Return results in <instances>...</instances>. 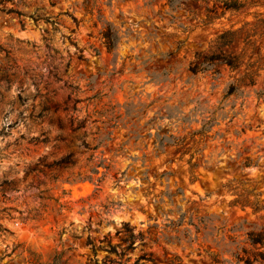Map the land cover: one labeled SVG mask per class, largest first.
Returning <instances> with one entry per match:
<instances>
[{"label": "clouds", "instance_id": "obj_1", "mask_svg": "<svg viewBox=\"0 0 264 264\" xmlns=\"http://www.w3.org/2000/svg\"><path fill=\"white\" fill-rule=\"evenodd\" d=\"M189 3L0 0V247L26 240L45 252L71 248L78 264L87 237L107 249L100 241L119 232L138 245L137 254L147 245L189 261L241 264L249 233L264 229V153L253 164L257 174L241 168L242 182L232 181L219 198L207 187L204 195L186 194L193 186L174 178H157L163 185L157 190L151 169L185 137L200 136L191 153L200 167L219 169L225 155L241 151L221 137L224 126L238 127L232 97L251 102L250 64L264 81V56L248 59L244 49L235 67L232 50L209 37H218L217 25L222 30L231 16L230 23L264 41V0H199L217 12L232 6L228 16L209 18L186 10ZM10 9L17 14L9 17ZM65 13L80 17L79 26ZM81 55L94 71L79 70ZM230 62L234 71L225 67ZM209 140L223 150L206 155ZM198 175L192 173L193 182ZM251 188L256 194L247 197ZM227 196L237 201L231 209ZM237 207L255 214L237 216ZM126 248L96 259L135 264Z\"/></svg>", "mask_w": 264, "mask_h": 264}, {"label": "rangeland", "instance_id": "obj_2", "mask_svg": "<svg viewBox=\"0 0 264 264\" xmlns=\"http://www.w3.org/2000/svg\"><path fill=\"white\" fill-rule=\"evenodd\" d=\"M129 3H134V0H128ZM52 7H55V4H52ZM185 9L190 12L204 13V9L201 4L197 0H190L189 4H186ZM159 12L160 9H157ZM16 13V9H10L7 13L9 17L13 16ZM205 14V13H204ZM65 15H69V13H65ZM228 16V13L225 15ZM73 20V23L79 26L80 17L70 16ZM231 16H228V19L223 20V29L240 28L243 24L237 22L235 24L230 23ZM249 23L252 21L249 20ZM217 30L219 33L222 31L221 26L217 25ZM199 35V34H197ZM216 36H211L209 39H215ZM195 38L190 40L189 43H194ZM79 70L81 72L94 71L89 67V65L85 64L84 61L86 57L81 55L79 58ZM69 68H71V64H69ZM250 94L251 102L242 101L240 99L241 94H237L233 99L237 101V112L239 113V121L237 130H230L227 126H224V131L226 133V137H221V139H227L230 142L238 143L241 147L240 152L232 151V159H228L227 155L221 161L219 169L215 167L204 168L200 167V161L195 156L194 163L199 164V168L195 170L199 175L196 176L195 182L192 179V173L190 171V166L188 165V161L191 158V155H187L182 157V150L179 148H169L167 149L168 154L164 155L162 159L158 158L155 162V167L151 169L152 175V184L153 187L159 190L163 187L162 184H157V178L160 180H164L165 178H174L176 183H181L184 185H192L193 190L191 194L193 196H201L206 194L205 187H207L210 191H214L217 193V198L223 194L224 186L232 181H241L242 176L239 174L241 168L250 172L251 175L255 176L257 174V169L253 167V164L259 163V155L264 153V148H261L259 145V141L262 137H264V81L259 79L258 85L254 88ZM99 96V93H97ZM72 97H68V101H71ZM102 104L103 101L101 100ZM229 123H232L231 121ZM197 141L200 140L198 137ZM155 141L149 142V147L154 144ZM189 147H197V145H193V143ZM217 147H223L218 145L211 140L208 142V149L205 150V154H208V151H215ZM231 151V149H229ZM193 151V150H192ZM250 161L252 163L251 167H246V163ZM253 188H251L252 190ZM257 190V189H256ZM264 195V193H261ZM79 198H83L82 194L79 195ZM234 199L232 196H227L225 198V202L231 209L229 203ZM59 203V201H57ZM155 211V209H153ZM253 214L250 208L243 211L240 208H236V215L243 217L245 214ZM254 215V214H253ZM55 218H53V221ZM47 231H54V225H45ZM6 231L11 232V229H6ZM15 235V233H12ZM119 237V241H114L109 239L110 236ZM122 238L120 237L119 232L109 233L104 237L103 240L100 241V245L107 244V249L100 247L97 245L96 241L91 237H87L84 241V244L79 247V256L80 261L78 264H91L93 260H95V264H103V261L96 259L100 256L101 253H107L104 256V261L108 260L114 253L111 252V246L120 247L122 242ZM138 245L135 243L133 249L129 252L135 256V264L139 262V264H168L169 259L178 257L181 259L183 264H206V262H201L199 256L194 257L192 260H188L187 257L183 255V253H173L167 248H162L159 250L149 249L147 245L141 250L139 254H137L136 249ZM9 249H5L0 247V264H23L21 257L27 260L28 264H72L74 259L73 256L69 255L72 252L71 248L52 250L51 252H45L40 250H35L33 246L29 245L26 240H21L19 243L12 244L9 246ZM89 253L91 255H89ZM118 253L117 255H120ZM15 257V259H13ZM47 257V260L45 259ZM87 257V259H85ZM132 257H129L131 259Z\"/></svg>", "mask_w": 264, "mask_h": 264}, {"label": "trees", "instance_id": "obj_3", "mask_svg": "<svg viewBox=\"0 0 264 264\" xmlns=\"http://www.w3.org/2000/svg\"><path fill=\"white\" fill-rule=\"evenodd\" d=\"M199 1V0H197ZM186 5H184L185 7ZM223 11L217 12V8L215 5H212L211 7H207L204 9L205 17L209 18L211 16H225L227 13H229L232 10V6L228 4H224L222 6ZM249 23V22H248ZM264 27V25H262ZM215 39L224 41L225 48H229L232 50L231 54V60L235 62V67H240L243 63L241 57L244 55V49H248L251 52V56L248 57V59H252V57L256 56L257 54L264 56V41H261L257 38V34L255 32H248L245 33L244 31V25L240 28H230L222 30L219 33V36L215 37ZM214 39V40H215ZM226 68H229L231 70H235L233 67V64L230 62L229 64L225 65ZM257 65L256 64H250L249 68L252 69V71L248 72L247 76V87L248 88H254L258 85L259 82V73L255 71ZM238 95L240 93H237ZM236 94V95H237ZM200 138L199 135L193 136L191 139L188 137H185L184 140L180 141L177 146L168 145L167 149L169 148H179L182 150V157H185L187 155H191L193 147H189L192 143L193 145H197V138ZM195 156L191 155L190 160L188 161V165L190 166V171L193 173L196 169L199 168V164L194 163ZM252 163L248 161L246 163V167H251ZM231 187V182L226 184L224 186L225 189H228ZM256 189L253 188L252 190L249 189L246 192L247 197H254L256 194ZM234 197V196H232ZM236 198L229 203L230 207H232L234 204H236ZM245 211L248 208H242L237 207ZM254 213L253 209L250 208ZM120 234V233H119ZM142 235V234H141ZM122 242L124 244H127L126 252H129L132 247H134L135 242L132 244H128V241L122 238ZM119 247H113L111 246V252L115 253V250ZM118 254V253H115ZM120 255H123L122 253ZM239 261L241 264H264V229H262L259 232H252L249 233L248 238V245L243 249ZM136 264H139L137 262ZM168 264H183L181 259L178 257L169 259Z\"/></svg>", "mask_w": 264, "mask_h": 264}]
</instances>
